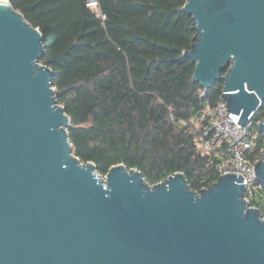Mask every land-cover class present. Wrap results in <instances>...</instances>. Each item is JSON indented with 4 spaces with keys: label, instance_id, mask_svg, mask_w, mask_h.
<instances>
[{
    "label": "water",
    "instance_id": "95a60500",
    "mask_svg": "<svg viewBox=\"0 0 264 264\" xmlns=\"http://www.w3.org/2000/svg\"><path fill=\"white\" fill-rule=\"evenodd\" d=\"M192 82L246 124L264 103V0H185ZM42 34L0 0V264H264V218L242 175L199 192L182 172L150 185L118 163L102 177L73 153ZM224 72V74H221ZM264 140V116L257 123ZM264 185V148L253 166Z\"/></svg>",
    "mask_w": 264,
    "mask_h": 264
},
{
    "label": "trees",
    "instance_id": "16d2710c",
    "mask_svg": "<svg viewBox=\"0 0 264 264\" xmlns=\"http://www.w3.org/2000/svg\"><path fill=\"white\" fill-rule=\"evenodd\" d=\"M9 0L42 34L39 62L52 70L57 103L70 119L72 153L104 176L122 163L150 185L182 172L199 192L217 177L219 158L201 155L188 121L220 99L222 82H192L183 55L194 40L185 0ZM221 74H224L222 72ZM256 133L252 159L264 140ZM264 218V185L248 197Z\"/></svg>",
    "mask_w": 264,
    "mask_h": 264
},
{
    "label": "built area",
    "instance_id": "2783aa9c",
    "mask_svg": "<svg viewBox=\"0 0 264 264\" xmlns=\"http://www.w3.org/2000/svg\"><path fill=\"white\" fill-rule=\"evenodd\" d=\"M87 5L95 7L96 2L89 0ZM261 104L259 102L257 106ZM252 117L248 118L246 124L238 123L239 116L230 112L225 102L219 100L213 106H205L197 116L182 122L195 133L193 144L201 155L219 158L216 166L218 175L233 172L244 177L241 183H245L243 196L247 201L261 184L253 171L259 158H251L256 138Z\"/></svg>",
    "mask_w": 264,
    "mask_h": 264
},
{
    "label": "rangeland",
    "instance_id": "374dc122",
    "mask_svg": "<svg viewBox=\"0 0 264 264\" xmlns=\"http://www.w3.org/2000/svg\"><path fill=\"white\" fill-rule=\"evenodd\" d=\"M258 131V130H257ZM103 177V176H102Z\"/></svg>",
    "mask_w": 264,
    "mask_h": 264
}]
</instances>
